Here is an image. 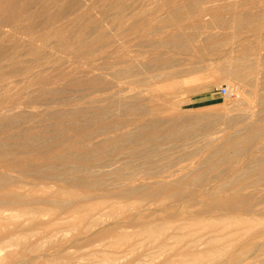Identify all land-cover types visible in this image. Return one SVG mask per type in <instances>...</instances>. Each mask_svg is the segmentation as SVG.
<instances>
[{"label":"rangeland","instance_id":"1","mask_svg":"<svg viewBox=\"0 0 264 264\" xmlns=\"http://www.w3.org/2000/svg\"><path fill=\"white\" fill-rule=\"evenodd\" d=\"M78 1L86 10L93 4L91 0ZM109 2L113 0L97 4L87 12L88 18L101 21ZM125 7L127 14L141 22L134 30L120 27L118 31L121 58L123 62L128 59L118 68L122 72L118 82L125 90L124 97L117 98L119 104L111 103L113 99H107L99 85L90 91L87 86L74 88L67 80H60L55 93L36 99L33 110L26 109L19 119L8 117L12 127L0 130V176L9 186H20V193L30 192L33 186L36 204L57 216L74 202L67 197L56 203L46 201L47 193L54 189L77 193L82 202L133 205L134 210L117 218V223H130L128 232L136 230L137 224L175 226L187 222L234 189L247 201L242 210L225 214L257 217L264 223V130L249 146L229 145L264 119V0H128ZM86 22L82 19L74 28H82ZM115 32L107 30L111 36ZM11 50L0 58L2 67L9 64L8 58L15 52ZM104 58L98 46L84 61L87 67L95 68L89 77L98 80ZM69 65V69L74 66ZM244 70L242 76L236 75ZM165 83H175V92L150 101L156 87ZM221 87L228 89L226 96L220 94ZM0 95H4L1 89ZM193 113H210L212 126L184 122L182 117ZM112 120L119 125L115 129L118 136L94 133L97 126ZM83 127L85 132L79 135ZM64 130L67 139L75 143L69 148L61 145ZM109 137L117 141L104 143ZM53 147L54 156L46 155ZM36 152L44 154L36 158ZM14 160L27 165L4 168ZM134 188L140 189L130 194ZM153 188L160 191L142 194ZM170 192L177 193L168 198ZM220 212L215 209L201 217L223 216ZM112 221L108 228L113 227ZM93 231L92 235L81 234L76 226L61 225L55 237L40 239L33 249L27 247L29 241L22 244L12 264H162L180 259L169 249L159 250L145 237L133 238L137 244L133 252L111 249ZM257 231H264V227ZM245 258L246 264H264V246L254 248Z\"/></svg>","mask_w":264,"mask_h":264},{"label":"bare ground","instance_id":"2","mask_svg":"<svg viewBox=\"0 0 264 264\" xmlns=\"http://www.w3.org/2000/svg\"><path fill=\"white\" fill-rule=\"evenodd\" d=\"M84 1L86 2V0ZM91 1L93 4L86 10L78 0H0V58L7 55L11 49L15 51L13 55L8 58L9 64H7L6 67L0 65V89L4 94L0 95V130H7L12 127L11 122L7 121L8 117L12 116L13 118L14 116L19 119V116L26 113V109H34L37 98L55 93V87L60 80H67L73 87L80 86L81 88L87 86L90 91L99 85L102 91L107 94V99H113L111 103L117 104L122 94V97H124L123 92L125 90L120 87L118 82L119 75L122 72H120L121 70L119 69V71L118 68L119 65H126L125 63L128 59H125L126 61L123 62L122 53L117 45V39L119 37L118 31L120 27H126V30H134L141 21L139 17H134L132 14H127L124 11L123 7H125V3L128 0H113V3L109 2L108 5L103 8L101 21L97 22L91 20L88 18L87 12L92 10V8L94 9L97 4L105 3L110 0ZM58 5H63L61 10L51 13ZM110 12H113V14L110 15ZM82 19L87 20L86 25L82 28H74V24L79 23ZM108 29L114 32L117 31V33L115 32L116 35H109L107 33ZM125 32L127 33V31L121 33L126 34ZM98 46L103 50L105 58L103 59V66L99 71V77L97 76L98 80H96L89 77V74H92L95 68L87 67L88 64L86 65L84 61L88 60V58L93 55L95 48ZM19 48L23 49L21 53L17 51ZM125 57L127 56H124V58ZM69 64L74 65L72 69H69ZM127 71L129 72L128 69ZM244 72L245 70L243 72L238 71L236 75L242 76ZM130 74L129 72V75ZM77 76L90 79L83 81L81 77ZM8 80L9 82H7ZM176 88L175 83L170 85L166 83L165 85L161 84L157 86L156 90L153 92V94L155 93L157 96L154 97L152 94L149 100L157 101L161 94L162 96L166 93L170 94L172 92L169 91ZM148 94L150 95V92ZM162 96L161 98H163ZM166 96L167 95H165V97ZM125 99L126 98H124V100ZM132 99L133 98H131V100ZM186 102L187 101H182L180 103L184 104ZM28 115L36 117L34 112H29ZM182 118H184V122L200 123L203 124L205 128L212 126L214 121L210 113L206 116L193 113L184 115ZM117 125L118 123L116 120H112V122H108L105 125L97 126L94 129V133L111 135L112 137L118 136L119 134L115 133ZM120 126H122V124H120ZM48 128L50 127L48 126ZM52 128L53 127H51V129ZM32 130L36 131L34 128H31V131ZM82 130L83 131H81L79 135L85 132V127H83ZM263 130L264 119H261L255 126L247 129L244 136L230 141L229 145L233 146L236 143H241L243 146H249ZM66 134L67 131L64 130L63 135L65 136ZM67 138L69 137L65 136V140L61 145L69 148L75 143ZM130 139H132V137ZM113 141H117L116 137L112 139L111 137L108 139L106 138L104 143L108 144V142ZM104 145L105 144L102 146ZM54 153L53 147V149L45 154L53 157ZM43 154L44 153H37L36 158H41ZM26 165V162L23 160H14L5 164L4 168H22ZM154 179L155 178H152L151 182H153ZM156 180H162V182H164V179ZM139 186L142 187L141 184ZM145 186L146 185H144V187ZM20 188V186L15 185L9 186L8 180L0 176V195L4 197V199H0V264H12V259L15 253H17V249L22 248L21 245L27 241L30 242L27 247L33 249L40 239L55 237L61 225L76 226V229H78L81 234L90 233L94 230L93 232H95L98 240L107 242L106 247L120 251L124 249L126 252H133L136 248L135 246L137 244L132 241L134 237H145L144 240L150 241V243L155 245L159 250L163 251L164 249H169L177 258H180L176 262H165L162 264H246L245 257L247 254L256 247L264 246V231H257L259 227H264L262 221L256 220L257 217L254 219L226 215L229 213L233 214L235 211L244 208L246 197L243 198V196H241L242 194H239V189H234L232 193L224 197L223 200L213 201L206 205L193 219L186 220L187 222H183L179 225H176V223L175 226L154 223L137 224L138 226H134L136 228L133 227L136 230L133 229L134 231L128 232L127 230L131 227L130 223H125L126 225L117 223V218L124 217L125 214L127 215L131 210H134L133 205L106 206L102 202H82L81 195L77 193L54 189L53 192L47 193L46 201L56 203L58 201L57 199L67 197L74 202L70 208L62 212L60 216H57L45 207L36 204V191L33 186L30 192L26 191V194L20 193ZM134 189L135 190H129V193H137V190L140 188L137 190L136 188ZM156 191L158 192L160 190L153 188L152 191L143 192L142 194L146 196ZM176 193L177 192H172L168 195V198H173ZM57 204L59 205V203ZM215 209L221 211L220 214L223 213L224 215L210 217L209 219L201 217V215L204 214H212ZM110 221L114 223L112 228L107 227L110 225ZM257 251L260 250L257 249ZM257 251H255V253ZM167 253H169V251L166 252V254ZM108 264H110V262Z\"/></svg>","mask_w":264,"mask_h":264},{"label":"built area","instance_id":"3","mask_svg":"<svg viewBox=\"0 0 264 264\" xmlns=\"http://www.w3.org/2000/svg\"><path fill=\"white\" fill-rule=\"evenodd\" d=\"M219 90L222 96H226L228 94V89L226 87H221Z\"/></svg>","mask_w":264,"mask_h":264}]
</instances>
